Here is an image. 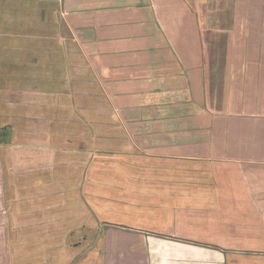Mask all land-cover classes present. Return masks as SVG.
Here are the masks:
<instances>
[{
	"label": "crops",
	"instance_id": "0c3cea01",
	"mask_svg": "<svg viewBox=\"0 0 264 264\" xmlns=\"http://www.w3.org/2000/svg\"><path fill=\"white\" fill-rule=\"evenodd\" d=\"M214 1L0 0V264H264V8Z\"/></svg>",
	"mask_w": 264,
	"mask_h": 264
},
{
	"label": "rangeland",
	"instance_id": "374dc122",
	"mask_svg": "<svg viewBox=\"0 0 264 264\" xmlns=\"http://www.w3.org/2000/svg\"><path fill=\"white\" fill-rule=\"evenodd\" d=\"M215 3L214 0H196V4L197 7H200V5H204L203 6V10L205 11H209V9L211 7H213L212 3ZM219 8L221 9H234L236 11V13H238V8H246V9H250L251 10V14H254L256 12H259L260 9L259 8H264V0H219ZM259 9V10H258ZM239 14V13H238ZM230 19H233L235 21V24L240 25L242 24L241 22H243L244 18L243 17H231ZM261 18L259 16L256 17H252L249 22L247 21V25H250L252 30H254V28L257 26L255 21H259ZM259 27V26H258ZM258 31V30H257ZM254 43V42H253ZM259 43V42H258ZM257 43V44H258ZM257 46V45H255ZM46 242H43V244H45Z\"/></svg>",
	"mask_w": 264,
	"mask_h": 264
},
{
	"label": "built area",
	"instance_id": "2783aa9c",
	"mask_svg": "<svg viewBox=\"0 0 264 264\" xmlns=\"http://www.w3.org/2000/svg\"><path fill=\"white\" fill-rule=\"evenodd\" d=\"M46 1H56V0H46Z\"/></svg>",
	"mask_w": 264,
	"mask_h": 264
}]
</instances>
